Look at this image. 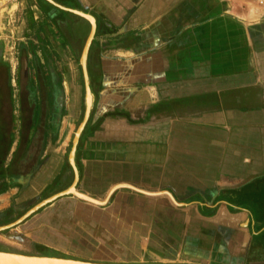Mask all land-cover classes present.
<instances>
[{
  "label": "crops",
  "instance_id": "crops-1",
  "mask_svg": "<svg viewBox=\"0 0 264 264\" xmlns=\"http://www.w3.org/2000/svg\"><path fill=\"white\" fill-rule=\"evenodd\" d=\"M2 72L0 217L9 207L14 223L74 183L75 141L76 189L103 201L120 186L106 204L60 195L0 244L264 264V0L0 2Z\"/></svg>",
  "mask_w": 264,
  "mask_h": 264
},
{
  "label": "water",
  "instance_id": "water-1",
  "mask_svg": "<svg viewBox=\"0 0 264 264\" xmlns=\"http://www.w3.org/2000/svg\"><path fill=\"white\" fill-rule=\"evenodd\" d=\"M87 17H89L91 20H94V18L87 13H84ZM91 39L87 43V46L85 48L83 57L81 59V64L83 68L84 78H85V115H84V122H86L91 114L92 108L94 106L95 101V95L91 88L90 84V75L88 72V53H89V47H90ZM76 143L75 141L74 146L72 148L71 154H70V161L75 166L76 169V178L74 183L67 188L65 191L56 194L50 198H47L38 204H36L34 207H32L29 211H27L20 219H18L14 223H10L7 225H1L0 231L4 230L20 221L25 219L28 215H30L32 212L36 211L41 206L47 204L49 201L57 198L60 195L64 194H74L80 198L90 200L92 202L98 203V204H106L109 201L111 193L118 188L120 185H117L112 188L109 197L106 200H98L82 191H79L76 189V183L78 180V170L76 167V161H75V154H76ZM124 186V185H121ZM0 264H183V263H156V262H101V261H91V260H84V259H78V258H72V257H65V256H57V255H40V254H27L22 252H16V251H9V250H0Z\"/></svg>",
  "mask_w": 264,
  "mask_h": 264
},
{
  "label": "rangeland",
  "instance_id": "rangeland-1",
  "mask_svg": "<svg viewBox=\"0 0 264 264\" xmlns=\"http://www.w3.org/2000/svg\"><path fill=\"white\" fill-rule=\"evenodd\" d=\"M2 3V2H1ZM2 76V77H1ZM1 76H0V80L1 81H6L8 80V75H6L5 73H1ZM11 96L10 94V91L7 90V89H4L2 91V97L3 98H8ZM9 106V105H8ZM12 210L11 208H6L3 212V215H1L2 217H0L4 222L0 224L1 225H5V224H8V223H11L12 221H15V216L12 215ZM6 222V223H5ZM3 230L0 231V233L2 232ZM5 231V230H4ZM0 250H6V249H9V251H12L10 249H16L17 251H22V253H25V252H37L38 250L36 248H34L33 246H26V245H2L0 244ZM42 251V250H41ZM59 253V254H58ZM64 252H57V256H64L63 254ZM29 254V253H27ZM41 255V254H40ZM42 255H46V254H42ZM65 257H68V256H65ZM72 258H75V257H72Z\"/></svg>",
  "mask_w": 264,
  "mask_h": 264
},
{
  "label": "built area",
  "instance_id": "built-area-1",
  "mask_svg": "<svg viewBox=\"0 0 264 264\" xmlns=\"http://www.w3.org/2000/svg\"><path fill=\"white\" fill-rule=\"evenodd\" d=\"M9 1H11V0H0V2H2V3H7Z\"/></svg>",
  "mask_w": 264,
  "mask_h": 264
}]
</instances>
